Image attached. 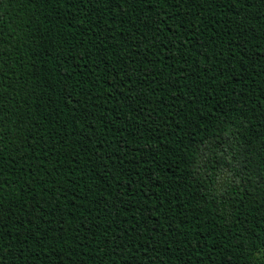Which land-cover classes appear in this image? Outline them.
Wrapping results in <instances>:
<instances>
[{
  "label": "trees",
  "instance_id": "1",
  "mask_svg": "<svg viewBox=\"0 0 264 264\" xmlns=\"http://www.w3.org/2000/svg\"><path fill=\"white\" fill-rule=\"evenodd\" d=\"M0 264H264V0H0Z\"/></svg>",
  "mask_w": 264,
  "mask_h": 264
}]
</instances>
